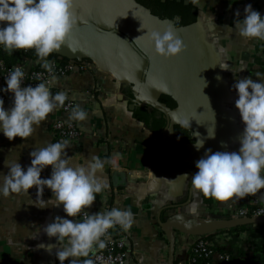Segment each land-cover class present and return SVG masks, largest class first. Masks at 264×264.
Here are the masks:
<instances>
[{"label":"crops","instance_id":"0c3cea01","mask_svg":"<svg viewBox=\"0 0 264 264\" xmlns=\"http://www.w3.org/2000/svg\"><path fill=\"white\" fill-rule=\"evenodd\" d=\"M247 4L264 16V0H199V6L191 3L197 11L196 23L182 26L180 19L159 18L133 0H75V50L65 47L54 55L61 61L82 63L86 70L56 77L52 92H66L68 101L50 114L28 141L19 137L9 141L0 133V174L9 171L6 160H18L26 169L32 151L55 143L50 129L56 121L76 124L82 137L69 143L70 163L84 164L92 156L110 161L99 174L108 188L86 211L130 209L135 217L132 230L125 233L119 229L117 234L125 241L128 264H168L169 241L161 224L175 222L187 227L196 215L205 214L206 198L191 183V176L198 171L196 162L208 149L238 151L244 125L235 107L238 94L234 84L249 76L256 81L258 72L264 76L261 41H246L234 30L236 12L243 19ZM169 27L187 48L171 60L159 57L146 36ZM36 62L39 59L29 57L28 67ZM225 66L227 69L222 68ZM159 81L167 84V91L153 87ZM4 102L5 108H10L13 94ZM68 104L72 108L79 105L88 112V119L70 121L72 108L67 111ZM140 109L155 120L147 124L138 119L135 114ZM184 119H192V131L204 140L199 151L194 147L197 138L180 124ZM157 120L165 121L160 130ZM212 131L214 139L209 138ZM51 171L45 169L42 178H50ZM248 197L264 204V190ZM43 199H53L51 190L45 188ZM36 200L35 188L29 194L0 195V264H60L56 252L63 245L49 238L44 228L57 216L74 218L66 217L62 205L41 209L35 206ZM240 203L243 201H217L216 208ZM171 231L177 240L175 264H183L190 250L180 241L189 238ZM84 258H77L79 264Z\"/></svg>","mask_w":264,"mask_h":264},{"label":"clouds","instance_id":"9594fccd","mask_svg":"<svg viewBox=\"0 0 264 264\" xmlns=\"http://www.w3.org/2000/svg\"><path fill=\"white\" fill-rule=\"evenodd\" d=\"M189 2L199 6V0ZM74 4L75 0H0V47L9 55L16 50H33L50 74L48 80L35 87L24 85L26 73L20 67H15L5 77L7 87L2 91L13 94L14 102L6 109L0 98V133L9 141H15L17 137L28 141L42 122L68 101L66 92H52L56 77L54 61L48 58L65 47L75 50L72 43L77 25ZM236 16L234 30L240 38L264 41V16L258 10L247 4L244 18H239V11ZM146 36L156 54L163 59L178 58L187 50L184 41L171 27L163 32H147ZM222 68L227 69V66ZM256 77V81L251 76L239 78L234 84L238 94L235 107L244 125L238 151L213 152L208 149L196 162L198 171L191 176V183L205 198L232 202L264 190V76L258 72ZM153 87L168 90L164 81ZM88 115L76 105L69 113V120L84 122ZM191 121L184 119L180 124L192 131ZM192 137L197 138L194 142L197 151L204 148L199 132L192 131ZM209 138H215L214 131L209 132ZM68 148V141L37 148L30 153L31 164L26 169L18 160L11 163L6 160L5 167L9 171L0 174V195L29 194L35 188V206L43 209L49 204L62 205L66 217L74 219L57 216L44 228L49 238H55L63 245L56 252L57 259L60 264H79L77 258L85 257L83 264H94L89 257L106 247L110 230L119 228L125 233L130 232L135 217L130 209L112 208L95 214L86 211L93 206L97 195L108 188L99 174L110 161L92 156L84 164H73L70 163L72 157L67 154ZM49 167L52 170L50 178H42V173ZM184 176L188 177L187 174ZM45 188L51 190L53 196L47 202L43 199Z\"/></svg>","mask_w":264,"mask_h":264},{"label":"built area","instance_id":"2783aa9c","mask_svg":"<svg viewBox=\"0 0 264 264\" xmlns=\"http://www.w3.org/2000/svg\"><path fill=\"white\" fill-rule=\"evenodd\" d=\"M261 51L264 54V41H261ZM28 64L29 57L24 58L22 63L11 68L7 66L6 62L0 60V98L4 101L11 94L2 91L7 87L5 77L15 67L22 68L26 73L25 86L35 87L36 84L45 82L50 78V74L43 68L42 62H38L36 66H31V68L28 67ZM85 70L86 67L82 63L69 62L68 65L62 66L54 62L53 74L55 77H64L74 71L85 72ZM71 108L70 104L66 106L67 111ZM50 131L56 142L68 141V143H73L82 137L76 124L72 122L56 121L52 124ZM242 201L243 203L228 209L216 208L212 211L207 207L205 214L203 216L196 215L193 221L197 223L199 228L202 226L203 229H208L210 223L219 224L264 218L263 203L256 199H249V197ZM262 225L264 224H255L254 226ZM118 232L119 228L110 230V238L106 242V247L98 250L95 256L89 257L94 260V264H128V251L125 241L117 235ZM187 237L189 239H179L180 242L183 241L181 244L190 250L189 259L183 264H259L258 260L264 258V230L261 232L259 230L247 231L238 230L236 227H226L205 236L187 235Z\"/></svg>","mask_w":264,"mask_h":264},{"label":"trees","instance_id":"16d2710c","mask_svg":"<svg viewBox=\"0 0 264 264\" xmlns=\"http://www.w3.org/2000/svg\"><path fill=\"white\" fill-rule=\"evenodd\" d=\"M136 2L151 11L155 16L168 19V20H175L180 19V23L182 26H190L196 23L197 17L194 13V7L184 5V2L179 3L178 0H136ZM36 58L38 57L35 55L33 50H16L11 55L4 51L2 47H0V60L6 62L8 67H13L15 65H19L22 63L24 58ZM50 61H54L59 63L62 66L68 65L69 61L64 60L61 61L58 59V56L52 55L48 58ZM139 112V114H138ZM135 115L138 119L145 121L147 124L151 122V120H155V116L148 114L145 110L140 109ZM155 125H157V129L160 130L164 127L165 121L164 120H157ZM205 203L209 209L212 211L216 209L217 200L213 198H206ZM258 227V228H257ZM238 230H259L260 232L264 230V225L262 226H236ZM264 245V243H263ZM259 250V248H258ZM259 264H264V258L258 260Z\"/></svg>","mask_w":264,"mask_h":264},{"label":"water","instance_id":"95a60500","mask_svg":"<svg viewBox=\"0 0 264 264\" xmlns=\"http://www.w3.org/2000/svg\"><path fill=\"white\" fill-rule=\"evenodd\" d=\"M183 0H178L179 3H182ZM134 4L137 5L136 1L133 0ZM165 2V0H164ZM184 5L186 6H191V3L187 0L184 1ZM197 11L194 9V13H196ZM158 19V18H156ZM141 101L143 102V99L141 98ZM145 102V101H144ZM149 106L163 112L164 114H166L165 111H163L160 107H158L157 105L151 104V103H146ZM255 224H264V218H260V219H255V220H247V221H231V222H222L219 224L216 223H210L208 225V229L204 228L202 231L201 230H197L198 225L196 222H191L187 225V227H181L180 225H178L175 222H169V223H165V224H161V229L164 230V232L166 233V236L168 238L169 241V259H168V264H175V252H176V239L174 237L173 232L171 231V229H175L176 231H178L181 234L184 235H189V236H205L210 234L211 232L214 231H218L221 229H224L226 227H236V226H249V225H255ZM194 229V230H192Z\"/></svg>","mask_w":264,"mask_h":264}]
</instances>
